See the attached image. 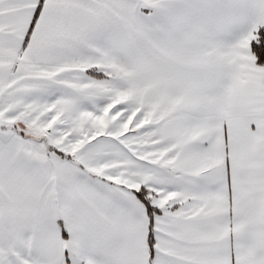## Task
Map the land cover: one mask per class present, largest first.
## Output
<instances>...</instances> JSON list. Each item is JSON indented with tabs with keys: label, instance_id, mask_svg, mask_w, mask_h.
Listing matches in <instances>:
<instances>
[{
	"label": "snow or ice",
	"instance_id": "1",
	"mask_svg": "<svg viewBox=\"0 0 264 264\" xmlns=\"http://www.w3.org/2000/svg\"><path fill=\"white\" fill-rule=\"evenodd\" d=\"M0 264H264V0H0Z\"/></svg>",
	"mask_w": 264,
	"mask_h": 264
}]
</instances>
